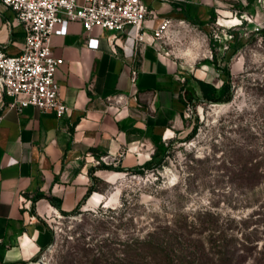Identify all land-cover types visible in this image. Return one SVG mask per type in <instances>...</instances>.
<instances>
[{
    "label": "crops",
    "instance_id": "1",
    "mask_svg": "<svg viewBox=\"0 0 264 264\" xmlns=\"http://www.w3.org/2000/svg\"><path fill=\"white\" fill-rule=\"evenodd\" d=\"M148 7L145 40L136 44L130 28L87 33L78 21H69L65 35L52 36V54L63 60L55 80L69 107L65 116L33 106L18 111L1 96L0 264L38 258L54 240L52 218L76 207L93 184L91 177L109 183L120 175L99 169L101 157L133 168L151 156L155 144L184 133L186 106L179 95L192 72L161 43H151L164 18L196 27L214 25L212 13L224 25L235 13L264 20V0H155ZM12 17L0 3V45L10 55L24 42L22 26L6 24ZM88 36L98 38L96 49L87 47ZM107 96L119 103L108 105ZM103 199L93 191L83 206Z\"/></svg>",
    "mask_w": 264,
    "mask_h": 264
},
{
    "label": "rangeland",
    "instance_id": "2",
    "mask_svg": "<svg viewBox=\"0 0 264 264\" xmlns=\"http://www.w3.org/2000/svg\"><path fill=\"white\" fill-rule=\"evenodd\" d=\"M218 19L205 27L173 26L162 46L191 74L216 84L220 68L227 67L231 100L198 103L194 112L186 106L188 125L177 138L193 123L197 131L174 142L162 168L142 173L105 169L107 175H120L97 184L103 202L52 218L54 240L42 252L47 264H156L150 244L186 238L175 225L193 221L200 209L213 212L221 229L254 242L241 264H255L264 253V37L257 33L264 31V20L242 21L215 40ZM249 168L261 177L246 187L242 177Z\"/></svg>",
    "mask_w": 264,
    "mask_h": 264
},
{
    "label": "built area",
    "instance_id": "3",
    "mask_svg": "<svg viewBox=\"0 0 264 264\" xmlns=\"http://www.w3.org/2000/svg\"><path fill=\"white\" fill-rule=\"evenodd\" d=\"M0 3L13 12L12 19L6 24L22 26L24 40L21 51L14 55L7 54L0 45V98L7 96V106L18 111L33 106L52 111L58 117L68 114L69 107L62 101L55 80L56 69L63 60L52 54V36L65 35L69 21H78L87 33L94 28L111 32H125L130 28L136 44L145 40L142 27L150 12L144 0H0ZM234 17H238L239 22L233 25L224 26L217 20L221 30L213 29L215 40L226 35L225 28L242 25V18L252 21L245 14L236 16L235 13ZM190 25L184 19L173 22L171 18H164L153 29L151 43H164L173 26L184 28ZM98 43V38L88 36V48L96 49ZM135 78L136 72L133 71L131 80L135 81ZM105 101L108 105L119 103V99L111 96ZM100 159L105 164L116 163L104 156ZM40 263H47L43 253L38 259L21 264Z\"/></svg>",
    "mask_w": 264,
    "mask_h": 264
},
{
    "label": "trees",
    "instance_id": "4",
    "mask_svg": "<svg viewBox=\"0 0 264 264\" xmlns=\"http://www.w3.org/2000/svg\"><path fill=\"white\" fill-rule=\"evenodd\" d=\"M216 18L214 13L211 14V21ZM264 37V31L257 32ZM220 83L216 84L198 78L191 74L185 78L183 88L180 92L179 99L185 106H191L195 111L198 103L217 104L231 100L233 89L230 80V73L227 67L220 68ZM193 82L195 84H193ZM194 118L197 119L194 114ZM197 131V123H193L189 131L182 138H175L168 142L160 141L155 144L154 152L143 163L133 168H123L121 166H112L101 163L99 169H115L123 172L142 173L144 170H157L163 167L167 162L168 156L171 155L174 142H182L192 138ZM264 173V172H263ZM261 174L256 170L249 168L244 171L242 180L246 187H251L258 182ZM91 184L82 200L76 205L71 212H63V215H69L76 212L84 204L87 197L93 192L98 191L97 184L103 182L95 176L91 177ZM53 201V197H49ZM196 216L193 221L183 222L175 225L186 238L175 237L168 239L164 245L150 244V252L156 264H241L246 256L243 252L247 248L254 246V242L247 236L238 238L234 233L226 231L227 228L221 229L214 219V214L210 210L200 209L195 212ZM209 233L208 238H202L203 233ZM192 234L198 235L194 239L190 238ZM261 254V253H260ZM255 264H264V253L254 258Z\"/></svg>",
    "mask_w": 264,
    "mask_h": 264
},
{
    "label": "bare ground",
    "instance_id": "5",
    "mask_svg": "<svg viewBox=\"0 0 264 264\" xmlns=\"http://www.w3.org/2000/svg\"><path fill=\"white\" fill-rule=\"evenodd\" d=\"M223 21H225V20H223ZM238 22H239V18L238 17H232L231 21L228 20V22H226V23L228 25H233V24H237ZM219 23H220V20H219ZM40 264H47V263H40Z\"/></svg>",
    "mask_w": 264,
    "mask_h": 264
},
{
    "label": "water",
    "instance_id": "6",
    "mask_svg": "<svg viewBox=\"0 0 264 264\" xmlns=\"http://www.w3.org/2000/svg\"><path fill=\"white\" fill-rule=\"evenodd\" d=\"M53 243V242H52ZM52 245V244H51Z\"/></svg>",
    "mask_w": 264,
    "mask_h": 264
}]
</instances>
